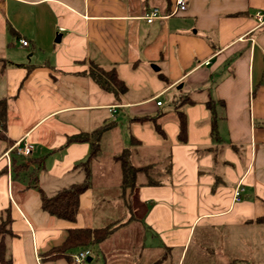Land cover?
I'll return each instance as SVG.
<instances>
[{"label": "crops", "instance_id": "obj_1", "mask_svg": "<svg viewBox=\"0 0 264 264\" xmlns=\"http://www.w3.org/2000/svg\"><path fill=\"white\" fill-rule=\"evenodd\" d=\"M184 1L186 9L171 14L175 0H0V210L10 209L13 264H66L44 252L68 228L116 218L111 248L108 239L91 245L88 264H264V23L255 18L264 0ZM153 7L160 16L147 22ZM91 63L115 66L127 91L100 87ZM184 94L196 102L184 107L179 141L173 100ZM162 95L166 109L156 104ZM208 97L221 103L214 128ZM160 111L165 137L138 119ZM108 122L75 220L44 211L41 193L85 179L90 144L70 137ZM23 139L33 149L27 168L15 171L2 154ZM132 143L135 161H153L162 181L132 188L127 204L117 199L118 212L107 201L118 170L110 178L97 161L113 162Z\"/></svg>", "mask_w": 264, "mask_h": 264}, {"label": "trees", "instance_id": "obj_2", "mask_svg": "<svg viewBox=\"0 0 264 264\" xmlns=\"http://www.w3.org/2000/svg\"><path fill=\"white\" fill-rule=\"evenodd\" d=\"M89 76L103 89L113 92L116 96L123 94L127 91V85L118 76L115 66L110 68H103L95 63L90 64L88 69ZM196 100L189 94H184L173 100V111L178 124V140L184 141L186 138V115L184 112V107L194 104ZM207 109L211 114V125L212 128L215 127L219 115L218 109L221 106L220 102L215 101L213 98L208 97L203 101ZM163 112L160 111L157 114L150 116L146 115L139 117V120H151L154 125V129L158 136H164V130L162 129L161 123L158 121L160 115ZM5 124V100L0 99V127L3 129ZM112 124L110 122L105 123L101 126L93 128L89 132H82L77 135L70 137V141H87L90 144V153L84 164L86 165V176L82 183L74 184L69 188L59 190L55 195L47 197L41 193V208L60 218L67 221H74L76 218L78 196L81 192L91 186L90 182V170L88 165L90 161L95 158L100 150V137L104 131L110 128ZM4 138V133L0 130V139ZM136 144L132 143L130 146L123 147L119 153L112 156L113 163H118L120 166V177L118 182V189L106 190L113 194L112 199L123 201L127 204V195L129 191L139 185H157L162 181V176L159 168L153 161L146 164H139L135 161L136 154ZM10 153L15 152L13 150ZM19 156V155H16ZM22 157V156H20ZM23 158V157H22ZM24 159V158H23ZM14 165L15 171L19 168L26 169L28 162L23 161L19 165H15V160L11 161ZM38 163V162H37ZM11 166V164H10ZM169 164H166L164 168H168ZM27 174L32 176L31 173ZM107 176L109 173L107 172ZM117 200V201H118ZM117 206V205H116ZM115 210L107 209V211ZM119 210V207H116ZM121 218H116L113 221H107L103 225L94 227H70L66 230V234L61 243L50 247L46 252H44L45 259H63L66 264H74L72 258V253L82 247H90L96 243L102 241H107L104 244V249L111 248L113 240H110L112 234L116 231V228L122 224L119 222ZM264 220V218H263ZM11 215L9 207L0 210V264H13L10 255V240L16 235L11 228ZM110 240V241H109ZM39 262L41 261L38 258ZM159 259L152 262V264H158ZM88 264V262H87Z\"/></svg>", "mask_w": 264, "mask_h": 264}, {"label": "built area", "instance_id": "obj_3", "mask_svg": "<svg viewBox=\"0 0 264 264\" xmlns=\"http://www.w3.org/2000/svg\"><path fill=\"white\" fill-rule=\"evenodd\" d=\"M186 9V4L184 0H175V7L171 11V14L184 11ZM159 10L156 7H153L151 10H149L148 14L145 16V19L147 22H151L155 17H159ZM255 18L257 20V23L259 25H262L264 23V14L261 12L255 13ZM22 45H27V40L21 39L20 40ZM207 63V62H206ZM157 105H161V101H156ZM115 107L111 106L110 111H114ZM33 145L26 139H23V142L21 140L17 141L10 149L5 151L2 154V158H5L7 161V164L10 165L11 163V157H10V151L13 150L16 155L22 156L25 160H28L31 157ZM241 188L238 185L233 192V198L234 200H239ZM90 255V248L89 247H82L78 250H76L74 253H72V258L74 260V264H87V258Z\"/></svg>", "mask_w": 264, "mask_h": 264}, {"label": "rangeland", "instance_id": "obj_4", "mask_svg": "<svg viewBox=\"0 0 264 264\" xmlns=\"http://www.w3.org/2000/svg\"><path fill=\"white\" fill-rule=\"evenodd\" d=\"M159 99H160V101H163L164 102V107L165 108H163V109H166L167 108V105H168V102L165 101V95L160 96ZM118 112H121V110H118ZM154 159H156L154 161H157L158 160V157H155ZM97 163H98V165H101L103 168L104 167H107L108 172H109V176L108 177L113 178V179L115 177V170L117 168V170H118L117 178L119 179V177H120V173H119L120 172V166H119L118 163H116L114 165V163L112 161H110V160H104V159H102V160L101 159H98ZM29 171H30V168H28V172ZM16 177L19 178V180L22 183H25L27 185L28 179H27L26 176H23V175L22 176L13 175V178H16ZM107 201H109L112 206H115V205L119 204V201H117V199H116V201L113 200L114 201L113 202L111 200V197L108 198ZM116 207H119V206H116Z\"/></svg>", "mask_w": 264, "mask_h": 264}, {"label": "water", "instance_id": "obj_5", "mask_svg": "<svg viewBox=\"0 0 264 264\" xmlns=\"http://www.w3.org/2000/svg\"><path fill=\"white\" fill-rule=\"evenodd\" d=\"M57 39H58V36H57ZM152 68H153L154 70H158V67L155 66V65H152ZM180 87H181V85L179 84L177 88H180ZM89 261H90V257L87 258V262H89Z\"/></svg>", "mask_w": 264, "mask_h": 264}]
</instances>
